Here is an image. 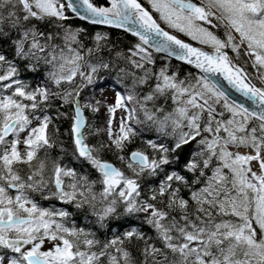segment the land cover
Returning a JSON list of instances; mask_svg holds the SVG:
<instances>
[{
    "label": "snow or ice",
    "instance_id": "6c2138e0",
    "mask_svg": "<svg viewBox=\"0 0 264 264\" xmlns=\"http://www.w3.org/2000/svg\"><path fill=\"white\" fill-rule=\"evenodd\" d=\"M0 264H264V0H0Z\"/></svg>",
    "mask_w": 264,
    "mask_h": 264
}]
</instances>
